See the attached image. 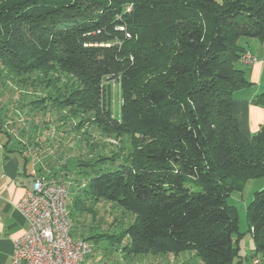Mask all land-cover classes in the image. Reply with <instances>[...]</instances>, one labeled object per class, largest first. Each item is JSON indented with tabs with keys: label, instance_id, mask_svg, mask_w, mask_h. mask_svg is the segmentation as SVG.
<instances>
[{
	"label": "trees",
	"instance_id": "16d2710c",
	"mask_svg": "<svg viewBox=\"0 0 264 264\" xmlns=\"http://www.w3.org/2000/svg\"><path fill=\"white\" fill-rule=\"evenodd\" d=\"M242 39L264 42V0H0V64L30 96L13 103L18 118L0 106L4 147L67 187L72 236L92 253L110 243L128 259L191 252L237 264L228 199L264 177V126L245 136L233 110L251 85ZM106 80L120 86L118 118ZM253 103L264 107V93ZM91 130L126 138L127 152L97 154ZM98 208L116 215L114 232L75 226ZM248 219L264 264V190Z\"/></svg>",
	"mask_w": 264,
	"mask_h": 264
},
{
	"label": "rangeland",
	"instance_id": "374dc122",
	"mask_svg": "<svg viewBox=\"0 0 264 264\" xmlns=\"http://www.w3.org/2000/svg\"><path fill=\"white\" fill-rule=\"evenodd\" d=\"M216 1L221 2V0ZM247 42H249L248 46L251 48L255 56L253 54L252 55L259 60L264 59V42L258 41L256 39L254 41L252 39L241 40V43L245 46ZM13 78L14 77L11 75V73L0 64V106L4 105L5 103V105L11 109V114L18 118L19 111L13 110V103L15 102V104L18 105L19 100L22 101L21 103L29 102L30 96L27 95L26 97V93L23 92L20 94V90L15 86L16 84ZM105 84L111 85L112 112L113 116L118 118L120 117L121 113L120 86L117 82L108 80L105 81ZM27 120L28 121L25 119L24 121L19 122V126L23 127L26 125V128L30 130L32 129V124L30 119ZM40 134L46 135L47 131H44L43 133L40 132ZM63 136L67 137L65 134H63ZM91 136H93V140H96L95 142H98L97 154H102L103 156L107 157H114L116 155L118 157L124 155V153L127 152L126 149L128 144L125 141L126 138L120 140L104 138L93 130H91ZM4 138L5 136L0 135V140H4ZM57 139L59 140V138ZM55 142H57V140H55ZM70 145L73 147H78V139L71 141ZM58 150H55L54 152L51 150L50 153L52 155H56ZM75 150L76 156L79 154V152L84 153L81 148L79 152L78 149L75 148ZM262 190H264V177L251 179L245 182L241 190H235L228 199V204L236 207L238 211V233H236L234 236L235 240L238 238L240 246L239 256H237V264H252L255 243L253 235L250 231L248 207L252 203L255 194ZM115 217L116 215L111 212V210H108L107 208L104 210H99L98 208L97 218L94 221L92 218H89V216H83L81 218L75 219L74 222L75 226L78 225V227H82V229L86 227L88 230L93 226L95 228L100 227L102 230H108L112 233L116 230L117 226L109 229V224ZM117 218L119 219L118 216ZM84 233L85 238L90 236L87 231ZM96 246V250L93 251L92 257H90L88 260L89 264H202L201 260L191 252L183 253L180 256H146L132 257L128 259L116 251V248L114 249V246L110 245V243L97 244Z\"/></svg>",
	"mask_w": 264,
	"mask_h": 264
},
{
	"label": "built area",
	"instance_id": "2783aa9c",
	"mask_svg": "<svg viewBox=\"0 0 264 264\" xmlns=\"http://www.w3.org/2000/svg\"><path fill=\"white\" fill-rule=\"evenodd\" d=\"M242 62L253 65L257 58L248 52ZM68 198L67 187L45 178L34 180L33 188L15 205L30 227L15 242L12 264H89L92 245L72 236ZM252 264H262L261 258L253 257Z\"/></svg>",
	"mask_w": 264,
	"mask_h": 264
},
{
	"label": "crops",
	"instance_id": "0c3cea01",
	"mask_svg": "<svg viewBox=\"0 0 264 264\" xmlns=\"http://www.w3.org/2000/svg\"><path fill=\"white\" fill-rule=\"evenodd\" d=\"M248 45V52L254 55ZM241 67L247 70L251 85L234 94L233 110L242 133L252 137L264 126V107L253 103L257 95L264 93V59H257L253 65L241 63ZM5 142V138L0 140V264H12L15 242L30 227L15 205L33 188L39 174L32 158L7 153Z\"/></svg>",
	"mask_w": 264,
	"mask_h": 264
}]
</instances>
